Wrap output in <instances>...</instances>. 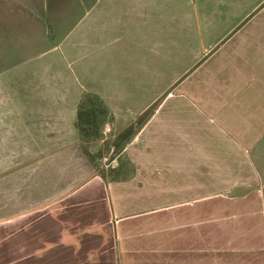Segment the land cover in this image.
<instances>
[{"label": "crops", "instance_id": "obj_1", "mask_svg": "<svg viewBox=\"0 0 264 264\" xmlns=\"http://www.w3.org/2000/svg\"><path fill=\"white\" fill-rule=\"evenodd\" d=\"M259 1L110 0L93 28L36 63L24 53V67L6 63L36 45L37 11H0V264H264L257 170L231 167L234 148L195 121L145 112ZM238 41L257 62L255 20ZM128 128L117 151L85 149L88 132L98 145ZM122 153L125 169L92 166Z\"/></svg>", "mask_w": 264, "mask_h": 264}, {"label": "rangeland", "instance_id": "obj_2", "mask_svg": "<svg viewBox=\"0 0 264 264\" xmlns=\"http://www.w3.org/2000/svg\"><path fill=\"white\" fill-rule=\"evenodd\" d=\"M261 2L264 0L258 2L255 18L256 12L249 17L247 14L213 43L210 42L208 45L206 43V49L197 61L170 83L166 91L156 95L145 112L151 113L156 108V116L168 121L167 127L173 121L187 123L184 124L186 126L189 122L195 121L199 134L204 139L213 136L218 142L222 141L224 145L229 144L234 148V154L225 161L226 163L231 167L243 168L247 173L253 174L257 170L264 182V9L262 6L260 8ZM18 4L20 11H37L36 45L28 52L23 51L22 59L11 61L13 58H10L6 63L8 65L23 61L24 67L27 65L24 60L30 58L24 53L32 52L31 54H34L31 56L32 62L36 63L39 58L47 56L43 51L47 46L56 43L61 45V42L67 39L77 40V30L81 26L93 28L96 12L109 11L110 0H0L2 8L0 11H10L14 7L15 11H18ZM251 18L257 23V62L253 57L247 56L250 54L238 41L247 25L252 23ZM4 65L0 64V67ZM169 109L174 111L170 112ZM102 115L100 111H96L88 124L91 123L93 126L102 124L104 119ZM81 119L83 113L79 119L83 122ZM139 121L140 118L137 122ZM154 122L157 123L155 120ZM238 122L243 123L240 125ZM236 123L240 128L245 127L243 138L231 132L230 125ZM95 127L97 128V125ZM167 127L161 130L164 131L163 136L167 135ZM87 129L89 128L86 127V131ZM131 130L128 128L121 136L113 138H110L106 131V136L101 134L104 138L98 145L88 142L90 135H93V132H88L87 138L85 137L87 141L84 144L85 149L89 148L92 153L106 152L109 149L117 151L122 146L123 142L121 144L120 142L130 135ZM230 138H234V141ZM205 145L203 143L204 147ZM210 162L199 161V167L209 168ZM127 163L125 153H122L114 160H110L109 157L95 159L92 166L108 168L111 171L113 168L125 169ZM34 196L35 193H31L29 198L33 199Z\"/></svg>", "mask_w": 264, "mask_h": 264}, {"label": "built area", "instance_id": "obj_3", "mask_svg": "<svg viewBox=\"0 0 264 264\" xmlns=\"http://www.w3.org/2000/svg\"><path fill=\"white\" fill-rule=\"evenodd\" d=\"M104 129H105V130H107V129H108V127H107V126H105V127H104Z\"/></svg>", "mask_w": 264, "mask_h": 264}]
</instances>
